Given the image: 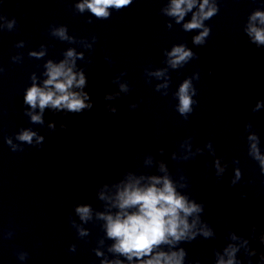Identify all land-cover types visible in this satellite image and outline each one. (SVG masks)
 Returning <instances> with one entry per match:
<instances>
[{"label":"clouds","instance_id":"clouds-1","mask_svg":"<svg viewBox=\"0 0 264 264\" xmlns=\"http://www.w3.org/2000/svg\"><path fill=\"white\" fill-rule=\"evenodd\" d=\"M132 3L133 0H76L74 11L79 14L87 11L98 20H107L112 14L110 9L120 11L131 6ZM219 10L218 0H167L160 12L170 18V21L181 25L184 32H197L198 34L192 36V44L204 46L211 34V27L205 22L217 15ZM189 13L191 17L186 21L185 18ZM91 22L89 18L88 23ZM16 24L15 18L8 19L0 15V31H12L16 28ZM166 26L172 29L173 24L168 22ZM243 31L249 43L264 48V10H253L248 15ZM48 34L69 44H79L87 51L93 49L97 40L95 35L90 39H78L69 34L66 25H50ZM24 46L23 40L15 45L18 49ZM47 53L48 46L41 44L39 50L29 51L28 56L40 60ZM62 55L63 58L59 61L47 59L43 64V72L39 76L33 72L29 77L31 84L25 89L23 104L27 106L24 115L29 118L31 124L44 126L46 110L54 113L78 114L93 107L89 93L85 91L87 75L84 68L77 65L78 60L85 59V53L69 47ZM163 56L165 67L148 66L144 69V75L149 84L153 79L160 81L154 85L155 91L167 96L171 84L169 70L183 68L189 61L198 58V54L185 43H179L172 45L170 50L165 49ZM11 60L13 63H21L23 54L17 53L11 57ZM4 71L5 69L0 66V73ZM125 75L126 72H120L111 79L110 83L115 84L117 90L106 93L105 100L114 101L122 94L130 93L128 82L121 80ZM208 75H211V70ZM199 79L200 73L194 72L172 93L173 98L178 101L175 109L185 120L193 113L194 106L198 103L194 99L197 88L193 81ZM138 106V103L133 102L128 107L131 111ZM261 108H264V100L257 101L252 111L258 112ZM105 111L121 115L113 104L105 105ZM46 126L49 130L56 131L55 122H47ZM252 128L251 122L245 125V131L248 133L246 137L248 156L258 163L259 170L264 175V152L260 148V138ZM60 129L67 130V124L61 123ZM192 139L191 136L184 138L179 144L178 151L171 153V159L176 161L194 159L197 155L203 154L204 148L215 157V149L211 141L203 148L197 146L193 149ZM4 141L12 152H21L25 144L42 146L45 137L31 127H22L14 137L5 136ZM159 154L160 158L157 159L149 153L145 155L143 161L145 167H155L158 174H138L127 170L118 180L102 183L96 189V198L102 202L103 210H96L88 203L74 206V214L79 218V223L71 216L69 222L79 238L89 237L90 230L84 227L89 222L99 223L104 233L97 238L96 247L92 249L95 256L100 258V264H185L187 251L180 247L182 243L191 242L197 237L215 238L214 229L202 219L204 204L191 198L186 191L190 187L187 176L178 170L179 174L174 178L163 159V148L159 149ZM232 163L237 165L230 181V184L235 186L241 180L242 173L238 167L239 160L234 159ZM213 166L218 179L223 177L229 167L222 157H216ZM250 228V239L258 240L264 245V230L258 233L255 224L250 225ZM4 236L11 238L13 232L9 230ZM226 239L229 242L222 249L213 250L214 264H242V260L238 258V253L241 251L248 258V264H252L251 258L256 256H258L257 264H264V253L258 254L256 249L251 248L249 238L230 231ZM76 247L75 244L70 245L69 251L75 252ZM16 255L21 261L28 257V253L23 250L17 251ZM194 264H200L199 260Z\"/></svg>","mask_w":264,"mask_h":264}]
</instances>
